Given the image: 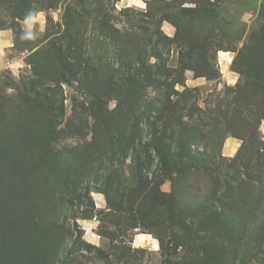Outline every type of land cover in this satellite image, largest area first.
<instances>
[{
    "label": "rangeland",
    "instance_id": "1",
    "mask_svg": "<svg viewBox=\"0 0 264 264\" xmlns=\"http://www.w3.org/2000/svg\"><path fill=\"white\" fill-rule=\"evenodd\" d=\"M70 15L80 38L66 40ZM121 33L147 54L173 39L168 64H189L175 88L192 89L196 111H205L193 119L191 159L176 136L172 155L149 149L142 178L144 143L161 146L162 122L134 124L127 133L143 144L116 163L99 156L105 131L90 115L88 124L79 120L91 101L99 110L127 105L91 88L103 76L93 65L109 74L125 52ZM12 37L0 56V264H264V118L254 130L264 117V46L254 43L264 42V0H0V43ZM56 39L80 63L63 65L62 50L51 48ZM156 94L150 88L147 97ZM227 114L252 127L237 133L215 124ZM208 160L216 174L194 168ZM165 163L181 170L165 173ZM145 185L167 200L152 204ZM105 188L114 204L150 208L146 226L111 208Z\"/></svg>",
    "mask_w": 264,
    "mask_h": 264
},
{
    "label": "trees",
    "instance_id": "2",
    "mask_svg": "<svg viewBox=\"0 0 264 264\" xmlns=\"http://www.w3.org/2000/svg\"><path fill=\"white\" fill-rule=\"evenodd\" d=\"M65 20L66 36H61V38L66 40L80 38L79 32L75 30L72 25L74 23L73 16H67ZM63 33L64 31H62V35ZM119 35H121L119 38L120 44L125 52L120 53V57L117 55L118 63L113 62L111 64L112 68L109 74L103 73L100 66L93 65V69L98 76H100L101 73L103 76L99 79L98 84L93 82L94 87L92 86L91 88H94L95 94L98 95V97H101L102 101L105 100L106 96L116 95L125 97L127 105H118L115 110L110 111L107 110V107L105 108V105L102 106V103H100L99 106L102 108L99 110L97 101H91L89 106H86L85 114L82 113L79 120L88 124L87 116L90 115L93 118L94 124H96L95 126H98L105 131V135H102L104 142L102 143V152L99 156L109 159V161H116V163H120L121 160L125 161L127 154H129L131 150L138 149V147L143 144L142 141L135 143L132 139V134L127 133L134 124L137 125L139 122H144L151 127H154L156 122H162L161 128L163 129L164 138L161 139V146L160 140L156 143V139H150L148 142L144 143L145 146L142 151L145 160L140 159L139 161H141V163H138L141 165L139 177L142 178L144 176L142 170H145L143 169V165L147 163L146 159H149L152 156L149 153V149L154 147L157 152L160 150L164 151L167 155H172L175 153L172 144L175 142L176 136L179 137L177 142L179 143L180 148L187 150V153L185 155L183 154L182 157L185 158L187 156L191 159L194 154V152H191L190 150V147L192 146L191 141L194 133L197 131L193 119H195V114L199 115L200 111L201 113L205 111L199 109L196 111L197 106L194 102L197 97L194 95L192 89L185 87L183 91H179L175 88L177 84H183L185 82V70L189 68V64L185 63L182 59L180 65L177 67L168 64V58L166 55L170 52V46L173 39L166 37L165 41H162V45H160V42H156L147 54L146 49L142 48L141 45L131 47L127 43L126 36L122 33ZM52 42L51 48H53L54 51L59 53V48L62 50L60 55L62 57L63 65H75L77 61L80 63L83 56L79 54V52L73 53L70 46L63 47L62 45H59L58 39L53 40ZM254 43L257 47L264 46V42L261 41H256ZM63 51H66L67 55H65ZM69 51L70 55L68 54ZM152 58H155V62H152ZM115 64H118V66L115 67ZM77 74L78 77H76V80L83 84H87L86 74L79 72H77ZM74 75L75 74H73V76ZM86 87L87 90L91 89L90 87L88 89V84ZM150 88L157 92L152 99L147 97V92ZM158 95H160V98ZM173 96L177 99H173ZM122 111L124 113H122ZM121 115L123 116L120 118ZM188 116H190L191 121H193L192 125H188L184 120L185 117ZM77 118L78 115L73 114L68 120L72 122ZM210 118L213 119L212 112H210ZM229 118L230 116L228 114L224 117L222 115L219 116V118L216 117L215 124L219 125L222 123L221 120H223L228 125L230 132L231 130L236 129L238 131L237 133H240L239 130H243L248 126H250V128L252 127L250 121H242L239 124L232 122L229 123ZM263 118L264 117H261L260 120L256 121L254 130L259 129ZM195 120L199 122V119ZM201 124L204 126L209 123L203 120ZM111 128L113 129L111 130ZM218 129L219 128H217V130ZM254 132L256 135V131ZM188 144L189 146L187 148ZM108 167L109 166H106L105 170L107 173L109 171L117 173L114 169ZM197 167L210 174H216L218 170V165H212L209 160L203 163H198L194 166V168ZM180 170L181 168L176 167L173 163H165L163 166V172L169 174L177 173ZM146 188L152 195H154L152 204L160 205L163 201L165 202L167 200L163 199V196L161 195L163 193H160L157 188L156 190L153 186L150 188L146 186ZM103 192L106 194L111 208L118 210L121 214L130 212L131 214L134 213L135 215H139L141 218V224L146 226L145 218L150 215V208L146 209V207H142L141 205L144 204H141L140 202L134 204L136 207L125 208L123 207V203L114 204L112 202L111 197L113 194L110 189L105 188ZM168 212L170 215L172 214V216H174V211L172 213L168 210ZM133 226L136 227L137 224L134 223ZM158 238L160 239L161 245L164 246L162 238L160 236ZM33 249L34 252L32 255L36 258L38 251L36 248ZM21 263L34 264L32 260H28L27 262L26 259Z\"/></svg>",
    "mask_w": 264,
    "mask_h": 264
},
{
    "label": "crops",
    "instance_id": "3",
    "mask_svg": "<svg viewBox=\"0 0 264 264\" xmlns=\"http://www.w3.org/2000/svg\"><path fill=\"white\" fill-rule=\"evenodd\" d=\"M14 42H15V40L13 39V37H12V41L11 42L5 43V44L3 43V39H1V43H0V56H1L2 48L5 49L7 46H14ZM233 76L234 75H231V77H233ZM238 146H239V144L236 142V140H234V139L232 140L231 139V141L229 142V148H228V150L231 151V152H233L234 150L236 151V149L238 148Z\"/></svg>",
    "mask_w": 264,
    "mask_h": 264
}]
</instances>
